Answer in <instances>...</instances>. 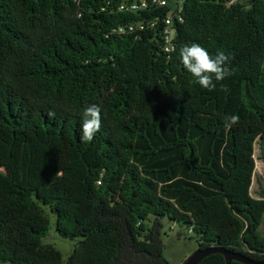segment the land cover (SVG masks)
Segmentation results:
<instances>
[{"label":"trees","instance_id":"obj_1","mask_svg":"<svg viewBox=\"0 0 264 264\" xmlns=\"http://www.w3.org/2000/svg\"><path fill=\"white\" fill-rule=\"evenodd\" d=\"M128 1L0 0V139H9L0 264H169L163 218L189 229L200 249L264 262V204L235 191L249 134L259 135L264 155V0H182L171 53L161 33L169 9L120 11ZM135 23L144 28L117 32ZM192 43L232 56L234 74L213 91L180 62V48ZM90 104L101 107L102 127L85 143ZM229 115L255 126L227 130ZM26 138L20 185L13 149ZM61 144L84 170L78 199L46 195ZM47 208L62 238L80 239L66 261L42 243ZM199 264L226 260L215 253Z\"/></svg>","mask_w":264,"mask_h":264},{"label":"rangeland","instance_id":"obj_2","mask_svg":"<svg viewBox=\"0 0 264 264\" xmlns=\"http://www.w3.org/2000/svg\"><path fill=\"white\" fill-rule=\"evenodd\" d=\"M170 1L175 2V0ZM202 112L206 113V111ZM254 126L255 124L244 122L239 123L237 128L243 133H248ZM258 139L259 135L249 134L243 146V153L239 157V162L246 167L244 171L239 173L240 183L235 186V191L243 192L245 197L251 199L257 207L264 204L262 193V188L264 190V155L258 144ZM26 141L28 138L18 143L13 149L16 153V161L13 163V167L15 166L14 169L17 171L15 180L20 185L24 184L30 152L29 144ZM8 142V137L0 139V185L4 182V177L7 174L4 163L8 158L5 147ZM57 150L60 156L56 164L57 176L48 188L50 193L52 190L56 192H54L55 195H52L47 191L46 195L53 197L63 195L78 199L80 197L79 179L83 176V167L79 162L69 160V154L63 144L59 145ZM47 211L50 219V230L43 238L42 243L58 249L63 255V260L66 261L80 239L62 238L56 231V216L48 208ZM153 224L154 219L149 223L150 228ZM160 224L159 233L163 243V256L169 264H182L198 249L196 237L189 229L170 221L168 218L161 219Z\"/></svg>","mask_w":264,"mask_h":264},{"label":"clouds","instance_id":"obj_3","mask_svg":"<svg viewBox=\"0 0 264 264\" xmlns=\"http://www.w3.org/2000/svg\"><path fill=\"white\" fill-rule=\"evenodd\" d=\"M179 57L184 69L194 78V83L209 91L216 89L217 82H222L234 74V70L230 67L232 56L222 50L212 55L201 45L192 43L180 48ZM221 88L223 91H228L224 85H221ZM48 116L54 118L55 113L49 112ZM238 123V115H229L224 118V127L227 130ZM101 127V107L90 104L82 113L81 141L85 143L93 141Z\"/></svg>","mask_w":264,"mask_h":264},{"label":"built area","instance_id":"obj_4","mask_svg":"<svg viewBox=\"0 0 264 264\" xmlns=\"http://www.w3.org/2000/svg\"><path fill=\"white\" fill-rule=\"evenodd\" d=\"M239 0H230L228 4L236 3ZM150 7H161L168 8L169 12L164 19V26L162 29V37L164 41V51L166 53L173 52L175 48V38H176V22H183V1L175 0L171 2L170 0H133L131 2H125L120 6V11L138 13L140 11L147 10ZM157 22L152 23V27L156 26ZM144 25L142 23L128 24L125 26H119L117 29L118 33H131L136 29L142 30Z\"/></svg>","mask_w":264,"mask_h":264},{"label":"water","instance_id":"obj_5","mask_svg":"<svg viewBox=\"0 0 264 264\" xmlns=\"http://www.w3.org/2000/svg\"><path fill=\"white\" fill-rule=\"evenodd\" d=\"M215 253L222 254L225 257L226 264H231L234 261L242 264H264V262L252 260L241 253L216 247H210L205 249L198 248L182 264H199L203 259Z\"/></svg>","mask_w":264,"mask_h":264}]
</instances>
